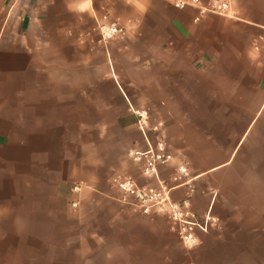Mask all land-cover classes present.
<instances>
[{"label":"crops","instance_id":"obj_1","mask_svg":"<svg viewBox=\"0 0 264 264\" xmlns=\"http://www.w3.org/2000/svg\"><path fill=\"white\" fill-rule=\"evenodd\" d=\"M174 1L0 0V264H222L225 237L187 251L117 185L156 183L131 154L142 111L200 216L264 197V0H227L234 16ZM113 23L125 35L102 39Z\"/></svg>","mask_w":264,"mask_h":264},{"label":"built area","instance_id":"obj_2","mask_svg":"<svg viewBox=\"0 0 264 264\" xmlns=\"http://www.w3.org/2000/svg\"><path fill=\"white\" fill-rule=\"evenodd\" d=\"M174 6L179 9L194 7L200 14L216 13L220 15L234 16L231 3L227 0H212L209 6H205L202 0H176ZM200 20V16L196 18ZM102 39L108 41L125 35L126 28L118 24L100 25ZM264 43V36L261 39ZM138 125L144 137L148 141V149L143 152L131 153L135 160L143 161L142 173L145 177L155 180V184L140 185L132 178H120L117 181L123 200L140 213L162 214L171 222L172 229L179 236L182 244L188 248H197L202 243L201 236L209 232L218 220L211 214L200 216L190 204L189 198L196 192V177L192 175L187 164L180 162L176 172L168 180L161 177L160 165H167L174 160V155L167 149L162 140L153 144L148 139L149 130L158 131L159 126L149 124L146 112L137 111ZM184 188L186 199L177 200L173 196L176 189ZM81 185H75L73 191H80ZM77 206V203H73Z\"/></svg>","mask_w":264,"mask_h":264},{"label":"rangeland","instance_id":"obj_3","mask_svg":"<svg viewBox=\"0 0 264 264\" xmlns=\"http://www.w3.org/2000/svg\"><path fill=\"white\" fill-rule=\"evenodd\" d=\"M213 216L218 222L208 233L225 237L222 252L227 256L222 264H264V197L246 199L226 221Z\"/></svg>","mask_w":264,"mask_h":264}]
</instances>
